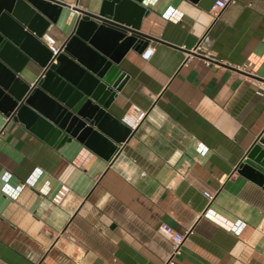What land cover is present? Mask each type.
<instances>
[{
	"label": "crops",
	"instance_id": "1",
	"mask_svg": "<svg viewBox=\"0 0 264 264\" xmlns=\"http://www.w3.org/2000/svg\"><path fill=\"white\" fill-rule=\"evenodd\" d=\"M59 1L46 31L59 45L76 7L97 14L105 2ZM215 1H143L141 39L155 54L124 55L109 112L122 120L136 104L147 115L110 159L0 111V264H167L163 223L192 231L174 264H264V185L238 171L257 166L248 152L264 132V0L217 18ZM43 71L30 58L20 76L32 84ZM62 184L71 192L56 206Z\"/></svg>",
	"mask_w": 264,
	"mask_h": 264
},
{
	"label": "water",
	"instance_id": "2",
	"mask_svg": "<svg viewBox=\"0 0 264 264\" xmlns=\"http://www.w3.org/2000/svg\"><path fill=\"white\" fill-rule=\"evenodd\" d=\"M143 1L105 0L97 14L76 7L80 16L75 27L53 56L40 37L66 4L0 0V111L51 144L76 138L110 159L136 134L109 108L126 79L122 58L130 49L143 51L148 45L141 39L142 19L148 12ZM101 39L107 42L102 44ZM30 58L44 67L32 84L20 76ZM248 158L257 166L243 163L238 171L264 185V132Z\"/></svg>",
	"mask_w": 264,
	"mask_h": 264
},
{
	"label": "built area",
	"instance_id": "3",
	"mask_svg": "<svg viewBox=\"0 0 264 264\" xmlns=\"http://www.w3.org/2000/svg\"><path fill=\"white\" fill-rule=\"evenodd\" d=\"M237 0H216L212 6V12L214 17H218L220 13L232 3H236ZM41 41L49 48L53 56H56L60 52L61 45L58 44L56 38L50 33L46 32L40 37ZM155 54V48L153 46H148L142 52V58L144 60H150ZM147 115V110L141 108L139 105H132L127 114L122 118V121L131 129V131H137L145 120ZM71 192V187L68 184H62L58 190L52 196V203L56 206L63 205ZM204 195L209 200H213L214 194L210 192H205ZM160 232L166 236L172 243V252L167 264H174V257L180 253L182 246L187 240L188 236L191 234V230L183 234L176 231L172 226L167 223L161 224L159 228ZM208 264H214L212 262Z\"/></svg>",
	"mask_w": 264,
	"mask_h": 264
}]
</instances>
